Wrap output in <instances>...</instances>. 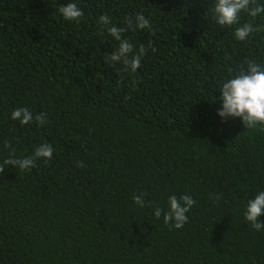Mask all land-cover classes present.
Instances as JSON below:
<instances>
[{"label": "trees", "instance_id": "16d2710c", "mask_svg": "<svg viewBox=\"0 0 264 264\" xmlns=\"http://www.w3.org/2000/svg\"><path fill=\"white\" fill-rule=\"evenodd\" d=\"M69 2L0 0V264H264L243 217L264 190V125L216 115L225 78L264 64V15L242 13L256 30L237 41L214 0H76L79 23L57 11ZM103 15L147 49L135 72L110 60ZM21 107L30 124L11 119ZM42 143L50 159L4 165ZM171 195L195 201L180 229L153 215Z\"/></svg>", "mask_w": 264, "mask_h": 264}, {"label": "clouds", "instance_id": "9594fccd", "mask_svg": "<svg viewBox=\"0 0 264 264\" xmlns=\"http://www.w3.org/2000/svg\"><path fill=\"white\" fill-rule=\"evenodd\" d=\"M58 13L65 21L79 23L84 16V12L76 0H70L69 3L58 7ZM211 12L215 23L222 27H231L237 25L233 36L237 41H245L255 30L252 23H240L242 13H246L253 19L264 15V0H214ZM98 22L104 26L108 35L119 42L116 50L111 54L110 60L122 64L124 70L135 72L141 64V58L146 54L147 49L140 45L139 49L134 51V46L128 39L122 37L123 28L112 23V19L103 15L98 18ZM131 23L129 27H131ZM135 27L140 30L150 29L149 19L142 13L135 16ZM247 67L241 69L237 74H230L219 88L220 108L216 115L221 120L227 117L240 118L241 122L248 129L256 128L257 125H264V64H257L254 61H247ZM11 119L19 121L23 126L30 124L34 117L31 111L25 107L16 108L11 112ZM35 120L43 125L47 121L44 114L37 115ZM8 146V145H6ZM51 144L42 143L36 149L32 156L23 158H14L15 152L11 153L4 165L18 167L22 171L30 170L38 159H50L53 154ZM4 170L0 166V172ZM134 203L139 207H144L142 195L133 197ZM195 201L190 195H171L167 200V210L157 207L153 215L159 219L163 215V221L166 225L180 229L188 221L187 213L190 211ZM264 215V190H257L251 199L247 200L243 217L248 224L260 231L264 229V223L257 222L258 218Z\"/></svg>", "mask_w": 264, "mask_h": 264}]
</instances>
